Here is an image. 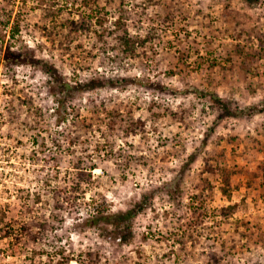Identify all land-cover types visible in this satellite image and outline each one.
Instances as JSON below:
<instances>
[{
	"label": "rangeland",
	"instance_id": "374dc122",
	"mask_svg": "<svg viewBox=\"0 0 264 264\" xmlns=\"http://www.w3.org/2000/svg\"><path fill=\"white\" fill-rule=\"evenodd\" d=\"M263 100L264 0H0V207L56 184L68 131L95 164L47 236L0 238V264H264V201L244 185L264 162ZM221 172L239 182L228 199ZM131 209L121 231L85 223Z\"/></svg>",
	"mask_w": 264,
	"mask_h": 264
},
{
	"label": "trees",
	"instance_id": "16d2710c",
	"mask_svg": "<svg viewBox=\"0 0 264 264\" xmlns=\"http://www.w3.org/2000/svg\"><path fill=\"white\" fill-rule=\"evenodd\" d=\"M58 9V8H57ZM62 9H58L57 12H61ZM64 23L58 24L57 28L59 31H62ZM67 35V33H66ZM126 41V40H125ZM125 46H128V43H125ZM130 47V46H128ZM14 57H18V54L13 55ZM20 61L26 62V60L23 57L19 56ZM33 64H42L44 71L48 73V75L52 78V80L57 81L56 83L60 85L61 83L58 81V77L56 76V72L54 68L47 64L46 62H43L41 60L32 59L29 60ZM111 83L108 82L105 78H91L89 80L76 82L74 85L68 86L65 85L66 83H63L65 85L68 93L66 94L67 98L69 96V93L72 92V90L76 91H84L86 89L92 88V87H102L105 86V84ZM264 104V100H263ZM84 118L78 119V123L83 122ZM73 124L75 123L74 120ZM78 125V124H77ZM75 132V133H74ZM69 134H65V137L67 138V143L71 145V149L68 151L70 153V158L68 159L69 167L65 168V170L60 174L55 166L53 174H51L50 180H54L56 184L53 186L50 185L49 179H42L44 186H49V189L47 188L45 191L43 190H34L30 192L28 189L17 187L15 194L17 198L19 199L18 202L14 205L5 204L0 207V238L6 237L9 239L10 246L13 250L17 248L25 249L27 246L31 243H35L37 239H41L45 236H47V233L49 230H52L54 227V222L57 219V215L55 214V211L58 209H62L65 205H69V207H75L77 201L79 200V195L84 194L87 187L94 184V179L92 178L91 171L94 169L95 164L91 162L89 155H83L85 150L82 152L83 154L75 155V147L74 145H78L80 148L83 144L86 142L88 143V139L81 140L80 139V133H78V130L72 131V134L70 131H68ZM54 142V141H53ZM55 146L59 149L61 148V143L59 141H55ZM74 146V148H72ZM43 147H45L43 145ZM62 150V149H61ZM263 166L260 167L259 171L253 172L250 174V180L245 182L246 189H251V195L250 200L252 204H255L256 199L254 198V192H258V198L262 201H264V162L262 161ZM221 170V168H220ZM226 174L221 172L220 178V186L219 191L220 195L224 199H228L230 192L232 189H237L239 187V182L232 180L231 177H226ZM257 179H261L263 182L258 184L256 181ZM58 181H62L63 185L59 186ZM250 191V190H249ZM42 195H45V197L42 199ZM49 199L53 203V210L51 214L45 215L44 209L47 207L46 205L49 202ZM39 203V205H38ZM3 208L14 209L17 213H19V218H16L14 216L10 217L7 221L5 220L6 212L3 210ZM235 208V205L227 204L226 206L220 207L218 210L222 211L221 215L223 217L232 215L233 210ZM38 209V210H36ZM131 210H126L125 213H113L110 215L105 214H94L90 218L86 219L85 223L87 225L93 224L96 221L100 219H115V222L113 223L114 230L115 231H121L120 229H123L120 226V221H123V219H128L131 214ZM124 215V216H121ZM118 219V220H117ZM264 224V222H263ZM121 227V228H120ZM264 233V232H263Z\"/></svg>",
	"mask_w": 264,
	"mask_h": 264
}]
</instances>
